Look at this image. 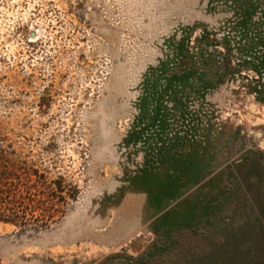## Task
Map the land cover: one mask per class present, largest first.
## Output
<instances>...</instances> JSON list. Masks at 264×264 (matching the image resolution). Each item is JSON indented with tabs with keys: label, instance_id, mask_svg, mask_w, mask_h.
Instances as JSON below:
<instances>
[{
	"label": "rangeland",
	"instance_id": "374dc122",
	"mask_svg": "<svg viewBox=\"0 0 264 264\" xmlns=\"http://www.w3.org/2000/svg\"><path fill=\"white\" fill-rule=\"evenodd\" d=\"M0 156V264H264V0H0Z\"/></svg>",
	"mask_w": 264,
	"mask_h": 264
},
{
	"label": "trees",
	"instance_id": "16d2710c",
	"mask_svg": "<svg viewBox=\"0 0 264 264\" xmlns=\"http://www.w3.org/2000/svg\"><path fill=\"white\" fill-rule=\"evenodd\" d=\"M0 161H5V158L3 156H0ZM35 175L38 177V174L37 172H34ZM9 176V175H8ZM14 176V175H13ZM2 177V176H1ZM10 180V177H6V178H2L0 180V183L4 184L6 180ZM2 185L0 184V190L2 189ZM62 187L59 185V187L57 188V191L56 192H63L62 190ZM1 193V192H0ZM51 217L53 216H49V218L51 219ZM22 218V217H21ZM0 220L1 221H4L6 223H13L15 225H18L19 224V221L21 220L20 219V216L19 214L14 210V209H7V211H3L2 212V208H0Z\"/></svg>",
	"mask_w": 264,
	"mask_h": 264
}]
</instances>
